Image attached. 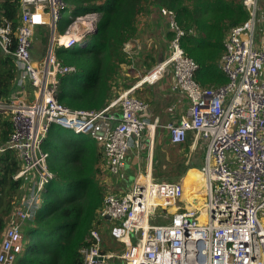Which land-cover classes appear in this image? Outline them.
<instances>
[{"label": "built area", "instance_id": "built-area-1", "mask_svg": "<svg viewBox=\"0 0 264 264\" xmlns=\"http://www.w3.org/2000/svg\"><path fill=\"white\" fill-rule=\"evenodd\" d=\"M244 5L248 18L228 32L219 62L226 84L204 87L196 80L198 65L181 46L186 33L176 13L161 7L173 34L168 56L98 111L71 110L59 102L63 79L77 71L63 65L55 52V47H85L97 22L82 25L80 33H60L59 24L69 8L62 0H21L19 24L0 22V50L14 58L19 70L16 92L6 104L0 103L11 114L14 128L0 152L17 153L22 169L15 178H23L25 187L14 212L16 221L8 225L0 243V264L17 260L24 247V227L33 219L44 187L55 178L42 149L50 131L57 128L101 142L107 173L122 180L133 138L140 139L151 124L148 104L133 90L158 82L169 68L172 90L187 99L188 108L177 120L153 122L168 131L172 144L190 139L193 150L205 147L204 204L197 207L195 199L184 205L182 183L153 182L141 175L124 194L109 189L100 214L109 217L110 233L124 251H104L102 236L92 231L95 243L80 251L81 264H264V32L257 31L264 26V0H244ZM92 12L70 14L64 27ZM40 27L51 29L50 45L36 61L32 48ZM157 208L171 211L169 222L150 224Z\"/></svg>", "mask_w": 264, "mask_h": 264}, {"label": "trees", "instance_id": "trees-1", "mask_svg": "<svg viewBox=\"0 0 264 264\" xmlns=\"http://www.w3.org/2000/svg\"><path fill=\"white\" fill-rule=\"evenodd\" d=\"M62 1L70 13H99L96 32L88 35L86 47L56 51L63 65L77 71L63 79L57 97L71 110L98 111L120 95L126 84L122 67L134 63L125 46L138 36L140 17L153 9L159 12L165 7L176 13L186 33L181 46L197 63L195 78L204 87L227 83L218 67L224 41L232 28L248 18L244 0ZM20 17L21 0H0V22L11 21L17 26ZM18 78L14 58L0 50V103L6 104L16 92ZM13 135L11 114L0 108V146H5ZM42 149L48 154L46 162L55 178L45 186L40 208L24 227V247L14 264L22 260L24 264H81L80 251L95 243L91 232L101 233L108 222L100 214L108 191L103 150L91 136L57 128L50 131ZM21 169L22 162L13 149L0 152V243L24 194L23 178H15Z\"/></svg>", "mask_w": 264, "mask_h": 264}, {"label": "crops", "instance_id": "crops-1", "mask_svg": "<svg viewBox=\"0 0 264 264\" xmlns=\"http://www.w3.org/2000/svg\"><path fill=\"white\" fill-rule=\"evenodd\" d=\"M160 9L159 12L157 9H153L149 14L143 15L139 19L138 36L136 39L128 43L130 47L128 48V52L132 55L131 57L134 61L132 67L134 66V68L131 69L130 72L127 69H124V73H126V75L122 81L126 84H124L125 88L122 89L121 87L120 90L122 89L125 91L133 85L135 86L139 83V81H141L142 76L151 70L160 59H163L169 54L168 47L171 39V32L161 16ZM67 12H69V10H67ZM153 12L156 13L157 16H154L152 14ZM61 28L62 27L58 28L60 33ZM49 30L51 34V29L49 28ZM146 32L148 38H145ZM149 33H151V35H148ZM35 37L36 33L33 40L32 55L36 61H40L49 47L50 41L46 47V45L42 42V39L40 40L38 37ZM87 42H89V39ZM147 42L153 43L155 45L154 49H161L162 56L154 57L155 60L148 64V69H142L140 71V68L137 69L135 63H142L137 59L142 58L143 47ZM58 49L60 48L55 47V52ZM219 70L224 74L220 68ZM172 84L173 73L172 69L169 68L163 78H161L158 82L154 84H141L133 90L134 96L142 99L148 104L147 117L151 124L149 129L144 132V135L140 139L136 140L133 138V143L126 159L125 178L122 180L112 178L106 170L104 183L107 185L108 190L112 189L113 192L124 194L133 188L139 175L148 181L153 182H175L168 179L174 180L176 178H167L166 176L168 174V170L170 172L175 170L181 175H186L188 173V177L183 183L185 193L181 201L184 202L185 199L188 200L187 187H189L190 183L197 179H201L203 182L205 181V177L201 173V168L205 159V147L199 146L196 150H193L190 139H188V141L184 144H172L169 140L168 131L160 126L154 125V119H158L161 124H166L168 121L177 120L186 113L188 101L184 96L179 95L172 90ZM122 90L120 91L121 93ZM100 145L103 150V144L101 142ZM198 149H201L199 153H197ZM166 164L170 165L165 166ZM192 189L198 190L201 194L202 190L199 186L193 185ZM186 202H184V205H186ZM110 225L111 223L108 221L106 226L108 227Z\"/></svg>", "mask_w": 264, "mask_h": 264}, {"label": "rangeland", "instance_id": "rangeland-1", "mask_svg": "<svg viewBox=\"0 0 264 264\" xmlns=\"http://www.w3.org/2000/svg\"><path fill=\"white\" fill-rule=\"evenodd\" d=\"M264 8L262 9V12H263ZM261 12V14H262ZM86 14L87 11H80V12H77V14ZM71 13H64V16H63V20L61 21V23L59 24V27H64V24L66 21L69 20V16H70ZM154 16H157L156 13H152ZM260 14V16H261ZM78 20H71L69 21L67 24H66V27L64 28V30L61 32H67L69 31L70 34H73L75 32H81V30L84 28L82 25H89V24H93V23H96L99 19V13L97 11H94L92 12L91 14H87L83 17L81 16H78ZM260 28H262L261 30V33L260 34H263L264 32V26H258V29L257 31H260ZM36 37L35 38H39L40 40L42 39V42L46 45L49 44V40H50V30H49V27H45V28H37L36 31ZM148 35H151V33H149ZM147 37V32H146V35H145V38ZM148 38V37H147ZM38 42V41H37ZM154 44L151 43V42H147L145 44V46L143 47V55H142V58L141 59H137V60H140L142 63H135V66L138 68H140V71L143 69V70H146L148 69L147 66L148 64H150V62L154 61V57H161L162 56V50L161 49H154ZM129 44H126L125 46V51L127 53V55L129 56H132L128 51H129ZM42 49V48H41ZM128 49V50H127ZM129 56V57H130ZM123 69H127L129 72L131 69L134 68V66H129V68H125V67H122ZM122 69V71H123ZM201 149H198L197 153H199ZM170 164H166L165 166H169ZM167 172V171H166ZM35 176V178H37V172H34L33 174ZM167 178H176L174 180H171V179H168L170 181H175V182H179V183H184L185 179L188 177V173L186 175H181L179 173H177L175 170L174 171H169L168 170V174L166 175ZM50 183V182H49ZM132 183V182H130ZM48 184V183H47ZM193 185H197L199 186V188H201V190L203 189V181L201 179H197V180H193L189 187H187V190H193L192 189V186ZM185 188V187H184ZM45 190V187L44 189ZM204 197H205V192H204ZM24 198V195L22 196V200ZM202 199V198H201ZM22 200L20 201V203L22 202ZM186 200V199H185ZM184 200V201H185ZM203 200V199H202ZM204 203V201H203ZM38 208L39 205H38ZM264 217V211L261 213ZM172 213L171 211L168 209L167 211L166 210H163L161 208H157L155 213L153 214V216L150 217V224H164V223H167L169 222V218L171 217ZM261 215V216H262ZM12 221H16V216L14 215L13 217V220ZM11 221V222H12ZM111 223V222H110ZM100 235L102 236V248L104 246L103 249H106V251H112V252H116V253H119V252H122L124 251V245L121 244V243H118L117 240L111 235L110 233V228H108L106 226V228H102V231L100 233ZM133 244L136 243V239H133L132 241ZM21 264H24V260H22Z\"/></svg>", "mask_w": 264, "mask_h": 264}, {"label": "bare ground", "instance_id": "bare-ground-1", "mask_svg": "<svg viewBox=\"0 0 264 264\" xmlns=\"http://www.w3.org/2000/svg\"><path fill=\"white\" fill-rule=\"evenodd\" d=\"M80 48H82V46H78ZM203 189L201 191V194L198 190L194 189V190H187V197H188V200L191 202V203H194V200L197 199V203H196V206L197 207H202V205L204 204L203 201H205V197H204V192H206V182L204 181L203 182ZM184 193H185V188H184ZM203 200H202V199ZM202 220H204V218L202 217Z\"/></svg>", "mask_w": 264, "mask_h": 264}, {"label": "water", "instance_id": "water-1", "mask_svg": "<svg viewBox=\"0 0 264 264\" xmlns=\"http://www.w3.org/2000/svg\"><path fill=\"white\" fill-rule=\"evenodd\" d=\"M106 219H109V217H106Z\"/></svg>", "mask_w": 264, "mask_h": 264}, {"label": "clouds", "instance_id": "clouds-1", "mask_svg": "<svg viewBox=\"0 0 264 264\" xmlns=\"http://www.w3.org/2000/svg\"><path fill=\"white\" fill-rule=\"evenodd\" d=\"M96 32V31H95Z\"/></svg>", "mask_w": 264, "mask_h": 264}]
</instances>
